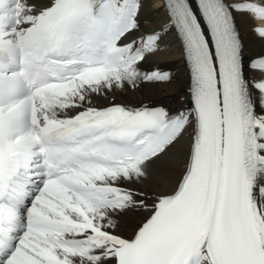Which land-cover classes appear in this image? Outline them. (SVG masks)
Instances as JSON below:
<instances>
[{"label": "snow or ice", "instance_id": "obj_1", "mask_svg": "<svg viewBox=\"0 0 264 264\" xmlns=\"http://www.w3.org/2000/svg\"><path fill=\"white\" fill-rule=\"evenodd\" d=\"M163 8L166 28L132 36L143 0H0V264H264V54L248 62L235 22L264 39V0ZM168 28L192 107L92 106L170 80L139 68Z\"/></svg>", "mask_w": 264, "mask_h": 264}, {"label": "bare ground", "instance_id": "obj_2", "mask_svg": "<svg viewBox=\"0 0 264 264\" xmlns=\"http://www.w3.org/2000/svg\"><path fill=\"white\" fill-rule=\"evenodd\" d=\"M144 9L139 17L140 30L133 33L132 36L144 35L153 31H158L161 28H166L164 19V11L160 9L158 0H144ZM236 26L240 32L243 41L245 53L248 62L258 58L264 54V39L260 38L254 32V28L260 26L262 22L252 18L250 14L235 13ZM129 37V39L132 38ZM160 42L163 50L156 54L146 56L145 60L140 62L139 68L143 72H152L160 70L170 74V80L167 82H155L140 80L135 86L125 84L122 89H114L105 96H93L91 98L92 106L104 107L110 104H121L140 107L145 104L162 105L170 112L182 111L187 107V84L188 81L183 72V63L174 48H177L172 40L169 31L161 33ZM249 77L258 76V73L249 71ZM185 144V141H182ZM167 178L157 170H153L152 176L145 185V190L151 192L153 187L166 185L171 187L175 178L180 175V167L176 163L169 165L167 169ZM133 187H138L133 185ZM148 204L152 201L148 200ZM146 213L129 212L118 218L119 233L124 236H129L142 221Z\"/></svg>", "mask_w": 264, "mask_h": 264}]
</instances>
